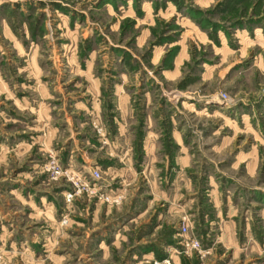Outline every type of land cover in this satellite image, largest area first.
I'll use <instances>...</instances> for the list:
<instances>
[{
    "label": "rangeland",
    "instance_id": "obj_1",
    "mask_svg": "<svg viewBox=\"0 0 264 264\" xmlns=\"http://www.w3.org/2000/svg\"><path fill=\"white\" fill-rule=\"evenodd\" d=\"M99 84L116 119L148 89L177 120L188 181L100 168L120 202L63 201L49 156L94 166L63 158L84 150L74 123L111 153L91 117ZM0 250L5 264H264V0H0Z\"/></svg>",
    "mask_w": 264,
    "mask_h": 264
},
{
    "label": "crops",
    "instance_id": "obj_2",
    "mask_svg": "<svg viewBox=\"0 0 264 264\" xmlns=\"http://www.w3.org/2000/svg\"><path fill=\"white\" fill-rule=\"evenodd\" d=\"M138 66L124 65V71L126 70L125 72L129 76L130 73L136 74L147 68L143 65ZM173 66L163 65L161 74L165 76V73L174 72L176 75L175 71L178 70L179 66L175 63ZM94 77L97 79L96 76ZM152 78H154V82L159 85L162 84L161 81L155 79V76ZM101 91L103 90L99 84L97 85V94L100 95L97 102H93L96 105L95 110L92 108L91 117L96 116L103 119L105 125L103 134L104 131L113 132L114 137L108 138V148L111 155L100 144V140L90 134L87 121H80L74 123V130H76V136L82 135L84 137H80L78 140V144H84L82 146L84 154L79 153L75 159V155L72 154L73 150L64 149L63 158L67 157V161L76 160L85 166L94 165L93 167L102 168L104 171L110 172L113 178L131 172L133 167L139 176L143 170L150 178L157 172V178L165 183L180 182V174L188 181V173H191L189 169L192 167V154L189 140L186 138L187 135L184 129L178 127L175 118L168 116V114L162 115V110L155 111L154 102L149 99L148 89L143 95V101L138 104H130L128 95H122L121 104H118L122 114L118 119H116L118 114L111 115L108 113L107 105L103 103L101 97ZM111 104L112 107L116 106L114 103ZM189 110L191 112L193 109ZM48 123L51 125L50 121ZM52 128V135L59 134L57 127L53 126ZM63 130L69 132L66 125ZM47 131L49 134L50 131ZM115 134H117L116 138ZM9 245L11 246V244Z\"/></svg>",
    "mask_w": 264,
    "mask_h": 264
},
{
    "label": "built area",
    "instance_id": "obj_3",
    "mask_svg": "<svg viewBox=\"0 0 264 264\" xmlns=\"http://www.w3.org/2000/svg\"><path fill=\"white\" fill-rule=\"evenodd\" d=\"M94 127L98 135H103L100 126L94 125ZM44 168L50 180L60 182L66 187L63 192V201L67 204L85 197L93 201H100L113 205L120 202L122 198L121 194L111 195L107 193L105 185L101 182L102 171L97 167H93L91 171L85 173V171L63 167L58 160L51 155L45 163ZM61 222L64 223L65 219L63 218ZM178 229L180 233L187 232V226L184 223H181ZM180 244L184 253L199 251L200 248L198 240L193 237L182 240ZM0 264H5V258L1 250Z\"/></svg>",
    "mask_w": 264,
    "mask_h": 264
},
{
    "label": "trees",
    "instance_id": "obj_4",
    "mask_svg": "<svg viewBox=\"0 0 264 264\" xmlns=\"http://www.w3.org/2000/svg\"><path fill=\"white\" fill-rule=\"evenodd\" d=\"M127 61H128V59H127ZM128 63V62H127Z\"/></svg>",
    "mask_w": 264,
    "mask_h": 264
}]
</instances>
